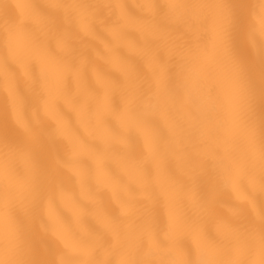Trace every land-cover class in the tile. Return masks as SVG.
<instances>
[{"label":"snow or ice","instance_id":"obj_1","mask_svg":"<svg viewBox=\"0 0 264 264\" xmlns=\"http://www.w3.org/2000/svg\"><path fill=\"white\" fill-rule=\"evenodd\" d=\"M102 33L112 38L102 54L77 46L81 35ZM93 53L121 65L123 80L103 73ZM0 91V264H264V0L0 2ZM61 100L98 142L61 143ZM171 161L188 184L173 178ZM112 162L123 176L108 170ZM65 170L83 198L70 194ZM93 176H103L101 186L84 182ZM102 188L118 210H109ZM57 196L71 215L54 208ZM160 198L166 221L149 206ZM226 201L229 214L218 215ZM208 221L221 229L207 230Z\"/></svg>","mask_w":264,"mask_h":264},{"label":"bare ground","instance_id":"obj_2","mask_svg":"<svg viewBox=\"0 0 264 264\" xmlns=\"http://www.w3.org/2000/svg\"><path fill=\"white\" fill-rule=\"evenodd\" d=\"M0 2L17 4V3H23L24 0H0ZM32 2L47 3L49 2V0H32ZM110 2H114V3L118 2V3L127 4L129 6H133L138 3L144 2V0H110ZM156 2L164 3L166 2V0H156ZM16 14L17 16H20V10H16ZM129 32L131 33L133 39L136 42H143L144 34L141 31L133 27V28H129ZM111 40H112L111 36H109L107 33H102V40H91L88 37L81 35L80 39L77 41V46L90 45L94 47L97 52L102 54L104 48L103 42L110 43ZM53 51L57 52V54H61L59 53L58 49H56L55 43L53 44ZM119 51L123 56L132 58L143 67V60L133 51L129 50L128 48H120ZM161 52L163 54V49H161ZM92 58L95 60V62L97 63V65L99 66L100 70L103 73H106L110 76L123 80V69L121 65L115 63H106L104 60L100 59L95 53L92 54ZM36 67H37V71H40V64L38 61L36 62ZM87 79L95 89L103 92L102 85L97 82V77L93 75L91 71L87 73ZM67 87L70 90V92H72L73 94L77 92V86L71 77L67 78ZM2 96L3 93L2 91H0V99H2ZM126 102H127L126 99L122 98L119 95H117L113 101V103L119 108H123ZM59 103L62 114L65 120L67 121L66 123L67 139H62L61 143L67 145L68 140L74 137H79L89 144L98 142V138L94 136L91 133V131L86 127L83 121V117L78 113V111L70 103H66L64 100H61ZM49 122L54 123L51 120ZM112 123L115 127H120V122L118 120H113ZM161 126L162 127L166 126L164 121H161ZM0 134H2V129H0ZM132 135L136 139L137 149L138 150L143 149L144 147L143 136L140 133L136 132L135 130H133ZM88 162L92 163L91 161ZM18 166L23 172L26 170L27 163L24 160H20L18 162ZM108 170L112 174H116L120 176L124 175L122 168L117 162H112L109 165ZM169 171L177 183L184 185L189 183V178L187 177V175H185L183 169L175 161H171L169 163ZM64 175L68 177H72L71 182L68 184L70 194L74 195L76 198H83L86 193L82 192L80 181H78L73 176V173L68 170H65ZM102 180H103V176H93V177L84 178V182L86 184L91 185L93 188H97L101 186ZM102 191L109 210L110 211L118 210L113 191L109 188H102ZM69 203L70 202L66 198H61L60 196H57L54 200V208L59 209L65 215H71L69 211ZM144 203L149 204L148 201H145ZM149 206L155 209V211L159 214V216L163 221L167 220L168 209L162 198L154 201L153 203H150ZM215 211L218 215H228L229 214L228 202L226 201L221 205L217 206ZM87 223L94 225L97 228L101 227L98 219L95 216H89L87 218ZM204 227L209 231L215 232V231H219L222 226L212 221H208L205 223ZM183 243L188 248L189 252H191L192 250L195 251L197 245L194 237L190 235H185L183 237ZM58 244L60 248L64 247L63 243L58 242Z\"/></svg>","mask_w":264,"mask_h":264}]
</instances>
